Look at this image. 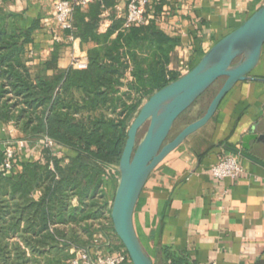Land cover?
Wrapping results in <instances>:
<instances>
[{
    "label": "trees",
    "instance_id": "trees-1",
    "mask_svg": "<svg viewBox=\"0 0 264 264\" xmlns=\"http://www.w3.org/2000/svg\"><path fill=\"white\" fill-rule=\"evenodd\" d=\"M13 1L0 0V122L30 142L50 138L63 156L43 149L39 159L20 163L21 172H0V264H67L72 246L86 247L97 239L93 222L100 219L107 222L101 230L118 242L106 245V252L124 248L113 231L110 208L103 212L117 185L104 179L105 168L118 164L142 103L184 74L168 69L179 39L154 19L127 30H121L123 19H114L99 33L98 15L113 10L117 0H96L85 13L80 8L73 13V37L94 43L86 51L87 67L57 69L54 50L32 72L27 53L39 20L18 25L17 15L4 8ZM48 70L55 73L49 76ZM2 158L0 151V163ZM151 259L193 264L168 248Z\"/></svg>",
    "mask_w": 264,
    "mask_h": 264
},
{
    "label": "crops",
    "instance_id": "crops-1",
    "mask_svg": "<svg viewBox=\"0 0 264 264\" xmlns=\"http://www.w3.org/2000/svg\"><path fill=\"white\" fill-rule=\"evenodd\" d=\"M56 0H14L4 5L16 22L29 27L34 19L39 26L28 46V67L32 72L48 60L55 50L57 69L70 67V58L86 55L94 46L91 40L52 39L51 19ZM89 0L82 12L88 11ZM128 0H117L113 10L98 15L97 32H105L114 19H120ZM154 20L167 35L179 39L174 47L169 70L188 71L213 44L243 23L264 0H151ZM49 19L48 26H44ZM122 19V18H121ZM87 21L88 18L86 17ZM53 70L47 75L52 76ZM250 79L238 82L221 100L211 119L188 136L149 174L133 213L136 234L144 249L157 258L163 248L186 255L193 264H264V44ZM197 119V118H196ZM14 126L0 122V151L7 142L23 139ZM17 154L15 171L23 161L37 160L42 149L35 142ZM61 156L63 150L59 149ZM240 152L242 171L235 178L214 179L210 167L224 154ZM68 154L72 152L67 151ZM67 161V160H65ZM117 181L118 174L104 179ZM112 183V182H111ZM108 190L110 195L114 186ZM103 206L104 214L111 207ZM73 200V203H76ZM107 222L97 220L101 245L118 243L111 232L101 230Z\"/></svg>",
    "mask_w": 264,
    "mask_h": 264
},
{
    "label": "water",
    "instance_id": "water-1",
    "mask_svg": "<svg viewBox=\"0 0 264 264\" xmlns=\"http://www.w3.org/2000/svg\"><path fill=\"white\" fill-rule=\"evenodd\" d=\"M264 44V4L237 28L220 38L189 71L155 91L140 106L127 129L118 161L119 177L110 207L113 231L132 264H155L141 244L133 224L140 192L152 170L188 136L214 115L221 100L236 83L257 79ZM223 82L205 112L166 141L175 121L217 80ZM147 124L139 142L137 133Z\"/></svg>",
    "mask_w": 264,
    "mask_h": 264
},
{
    "label": "built area",
    "instance_id": "built-area-1",
    "mask_svg": "<svg viewBox=\"0 0 264 264\" xmlns=\"http://www.w3.org/2000/svg\"><path fill=\"white\" fill-rule=\"evenodd\" d=\"M89 0H56L53 3L51 19L55 25L52 39L56 43H61L64 40L73 41L75 38L72 35L73 13L76 8H83ZM153 3L151 0H128L124 11L118 9V16L123 19L121 30H127L132 26L144 25L150 19H154ZM49 19H45L43 24L48 26ZM69 32V33H68ZM70 67L74 69H85L87 67L86 55L73 54L70 58ZM177 73H185L187 71L176 70ZM128 79H131L127 72ZM36 144L43 150L49 149L53 154L59 155V147L50 138L43 137L36 141ZM28 146L25 139H18L7 142L4 146L3 158L0 163V172L11 173L15 165L16 155ZM240 152L232 154H224L221 159L213 164L210 169V175L217 180L224 178H235L242 171L241 165L238 163L237 157ZM107 174H118V164H111L105 168ZM118 180V179H117ZM97 239H94L90 245L86 247L72 246L70 253L74 256L68 260L67 264H128L130 258L125 248L117 249L111 253H107ZM208 264H219L212 261Z\"/></svg>",
    "mask_w": 264,
    "mask_h": 264
},
{
    "label": "rangeland",
    "instance_id": "rangeland-1",
    "mask_svg": "<svg viewBox=\"0 0 264 264\" xmlns=\"http://www.w3.org/2000/svg\"><path fill=\"white\" fill-rule=\"evenodd\" d=\"M223 79L217 80L207 91H205L196 102L184 113H182L175 121L166 141L171 140L187 123L200 117L206 110L210 100L220 88ZM147 128V124L143 125L137 133V142L141 140ZM115 241V238H114ZM117 241V240H116ZM112 241H110V244ZM106 251V249H105Z\"/></svg>",
    "mask_w": 264,
    "mask_h": 264
}]
</instances>
